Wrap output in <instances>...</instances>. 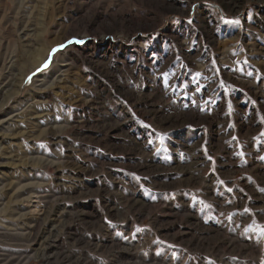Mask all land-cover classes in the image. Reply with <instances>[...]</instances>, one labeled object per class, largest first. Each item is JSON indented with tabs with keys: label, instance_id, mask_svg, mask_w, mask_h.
Listing matches in <instances>:
<instances>
[{
	"label": "rangeland",
	"instance_id": "rangeland-1",
	"mask_svg": "<svg viewBox=\"0 0 264 264\" xmlns=\"http://www.w3.org/2000/svg\"><path fill=\"white\" fill-rule=\"evenodd\" d=\"M0 264H264V0H0Z\"/></svg>",
	"mask_w": 264,
	"mask_h": 264
},
{
	"label": "snow or ice",
	"instance_id": "snow-or-ice-1",
	"mask_svg": "<svg viewBox=\"0 0 264 264\" xmlns=\"http://www.w3.org/2000/svg\"><path fill=\"white\" fill-rule=\"evenodd\" d=\"M227 22V21H226ZM235 23H238V21H235ZM61 47H63V45L61 46ZM59 49H53V54L56 52V51H58ZM48 66V64L46 63L45 65H44V67H47Z\"/></svg>",
	"mask_w": 264,
	"mask_h": 264
}]
</instances>
